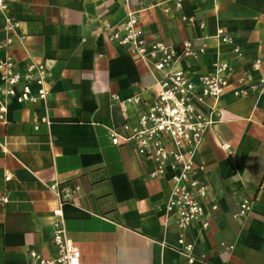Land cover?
<instances>
[{"label": "crops", "instance_id": "obj_1", "mask_svg": "<svg viewBox=\"0 0 264 264\" xmlns=\"http://www.w3.org/2000/svg\"><path fill=\"white\" fill-rule=\"evenodd\" d=\"M1 1L0 59L43 65L48 95L34 104L0 98V264H29V251L53 257L58 206L80 264H264V0L183 1L180 8L171 0L155 7L143 0ZM129 11L140 12L147 42L176 53L185 41L203 48L173 70L195 78L216 62L231 67L220 97L195 105L211 124L193 161L205 170L206 205L215 201L218 209L205 208L185 233L192 263L175 250L179 232L165 209L174 172L152 177L151 158L109 138L124 123L135 125L157 90L159 75L108 40ZM9 18L18 28L5 32ZM218 29L231 42L220 43ZM134 96L140 103L126 104ZM243 200L250 210L235 216Z\"/></svg>", "mask_w": 264, "mask_h": 264}, {"label": "built area", "instance_id": "obj_2", "mask_svg": "<svg viewBox=\"0 0 264 264\" xmlns=\"http://www.w3.org/2000/svg\"><path fill=\"white\" fill-rule=\"evenodd\" d=\"M143 1H154L151 7L162 3L160 0ZM171 1L180 8L183 1L203 0ZM4 8L5 5L0 0V10ZM137 13L129 11L121 31L110 32L108 40L141 60L153 76L159 75L155 100L138 112L135 125L124 123L119 129L111 130L109 138L113 146L128 145L139 155L151 158L156 165L150 174L152 177L164 174L166 168L174 172L165 209L173 215L179 232L175 250L192 263L195 260L193 246L186 242L185 233L190 226L201 220L205 208L210 212L218 209L215 201L206 205L208 188L201 178L205 170L193 161L194 153L211 124L208 118L196 111L195 105H203L208 99L215 101L220 97L231 74V67L227 62H216L212 65L211 72L195 78L184 70H173L171 67L175 61L180 58L196 59L203 48L196 50L192 42L185 41L179 53H176L162 42H147L140 28V12ZM188 21L194 20L189 18ZM198 27L203 29L204 24L201 23ZM17 28L18 22L5 19V32L15 31ZM216 37L222 44L231 42L229 35L222 29L217 30ZM16 38L20 44L25 39L23 35H17ZM10 44L11 40L7 39L5 46ZM259 64L260 60H255L252 66L258 68ZM45 78V69L40 63L29 61L21 68L11 57L5 56L0 59V98L30 104L45 101L48 95ZM257 87L256 84L251 86ZM139 103V96L126 101V104L133 106ZM5 113L6 105L2 103L1 122L5 121ZM10 178L11 175L6 173L5 181ZM1 201L7 203V196H3ZM249 210L250 202L243 200L235 216H244ZM53 217L56 219L51 236L54 256L44 258L35 251H29V264H80V251L73 246L62 226L60 206L53 211ZM206 227V222H203L202 228Z\"/></svg>", "mask_w": 264, "mask_h": 264}]
</instances>
